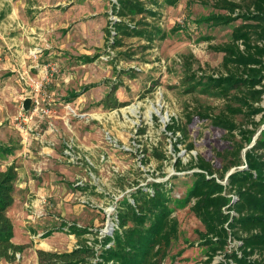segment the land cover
I'll list each match as a JSON object with an SVG mask.
<instances>
[{"label":"rangeland","instance_id":"rangeland-1","mask_svg":"<svg viewBox=\"0 0 264 264\" xmlns=\"http://www.w3.org/2000/svg\"><path fill=\"white\" fill-rule=\"evenodd\" d=\"M141 1L157 15L144 12L124 20L144 34L117 35L119 0H0V143L19 147L48 134H58L62 152L68 142L76 143L78 164L68 165L77 166L80 176H58L65 177L68 191L83 192L66 199L68 205L99 209L100 220L92 231L78 229L73 248L87 237L99 242L97 236L106 232L104 208L114 207L116 215L123 198L133 202L140 187L153 190L152 183L166 181L177 226L165 228L146 264H220L237 243L222 247L201 239L204 225L185 203L192 173L200 168L179 169L178 161L183 166L208 161L221 170L226 162L218 153L233 143L210 119L194 117L187 137L167 127L173 119L186 126L189 113L201 106L216 112L223 107L224 100L189 92L188 86L193 73L224 71V54L211 45L229 41L242 21L200 23L219 12L213 0H179L172 6ZM255 120L259 127L247 148L264 133V112ZM237 121L246 123L242 116ZM0 159L4 168L14 160L3 154ZM212 253L213 262L206 263Z\"/></svg>","mask_w":264,"mask_h":264},{"label":"trees","instance_id":"trees-1","mask_svg":"<svg viewBox=\"0 0 264 264\" xmlns=\"http://www.w3.org/2000/svg\"><path fill=\"white\" fill-rule=\"evenodd\" d=\"M152 1L161 6L159 0ZM119 2L117 9L122 20L114 24L117 35L121 32L143 35L142 30L124 19L144 12L157 13L141 0ZM163 2L172 6L179 0ZM213 7L219 12L201 18L200 23L222 26L238 20L242 22L233 26L229 41L211 45L214 51L224 54V71L202 76L193 73L188 90L222 99L225 103L218 112L214 107L201 106L189 113L186 126L173 119L167 129L187 137L189 124L194 117H199L210 119L214 126L227 131L233 147L218 153L226 162L221 170H215L208 161L188 166L178 161L179 169L200 168L192 173L195 180L185 203L191 204V210L204 225L200 237L205 244L218 243L225 247L230 241L240 242L228 250L225 261L220 264H264V133L253 147L247 148L259 127L255 117L264 112L261 105L264 98V0H213ZM114 40L117 44V36ZM238 116H242L246 123L237 121ZM193 148L190 144L189 150ZM15 149V146L0 143V154L4 156ZM16 167L11 164L4 168L0 159V264L3 260L14 262L16 254L27 247L14 242L15 224L9 215L15 203ZM232 168L234 171L227 175ZM151 186L153 190L140 187L134 191L133 202L128 197L120 201L119 228L113 237L105 238V241H114L112 246L106 247L105 244L97 252L83 241L69 252L40 249L39 263L146 264L154 246L166 236L165 228L177 226L171 207V186L166 181H156ZM87 231V228L79 230L80 234ZM96 258L99 259L95 261ZM214 258L215 253H212L206 263H212Z\"/></svg>","mask_w":264,"mask_h":264},{"label":"crops","instance_id":"crops-1","mask_svg":"<svg viewBox=\"0 0 264 264\" xmlns=\"http://www.w3.org/2000/svg\"><path fill=\"white\" fill-rule=\"evenodd\" d=\"M36 139L33 143L32 140L21 141L20 146L9 154L14 159L9 164H15L18 171L15 203L9 211L15 224L13 240L27 247L19 252L23 255L22 258L17 257L14 262L3 260L1 264H40V249L53 252L72 251V245L75 241L78 242V229L88 227L92 231L93 226L100 220L99 209H86L83 204L78 203L68 205L66 199L73 194L82 195L83 192L68 191L64 184L65 177L61 179L59 172L78 177L80 170L77 166L70 168L68 165L78 162L70 161L65 150H59L58 134H48ZM63 155L68 157V162L63 159ZM68 227L69 234H66Z\"/></svg>","mask_w":264,"mask_h":264},{"label":"built area","instance_id":"built-area-1","mask_svg":"<svg viewBox=\"0 0 264 264\" xmlns=\"http://www.w3.org/2000/svg\"><path fill=\"white\" fill-rule=\"evenodd\" d=\"M75 143L74 142H68L67 143V148L65 149V153L66 155H68L70 161L75 162V159L77 157L76 153L74 154V147H75ZM225 182V181H224ZM231 196H233L234 198H237L236 195L232 194ZM105 210V217L107 218V224H106V228H105V233H103L102 235L97 236V241L99 242H95L93 241V237H87V244L94 248L97 252H99L103 246L106 244V247H110L113 245V242H108V243H103L102 239L106 238V237H113L114 236V232L116 231L117 228H119V211H117L116 215H115V211L116 209L114 207H110V208H104ZM112 215L114 217H112ZM116 221V222H115ZM237 244H239L240 242L235 241ZM17 257H20V253L16 254ZM99 258H96L95 261H97Z\"/></svg>","mask_w":264,"mask_h":264},{"label":"water","instance_id":"water-1","mask_svg":"<svg viewBox=\"0 0 264 264\" xmlns=\"http://www.w3.org/2000/svg\"><path fill=\"white\" fill-rule=\"evenodd\" d=\"M31 101H32V99H31V98H28V99H26V101L24 102V107H25L26 110L29 109L30 104H31Z\"/></svg>","mask_w":264,"mask_h":264},{"label":"bare ground","instance_id":"bare-ground-1","mask_svg":"<svg viewBox=\"0 0 264 264\" xmlns=\"http://www.w3.org/2000/svg\"><path fill=\"white\" fill-rule=\"evenodd\" d=\"M45 246V244H43Z\"/></svg>","mask_w":264,"mask_h":264}]
</instances>
